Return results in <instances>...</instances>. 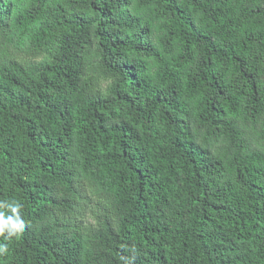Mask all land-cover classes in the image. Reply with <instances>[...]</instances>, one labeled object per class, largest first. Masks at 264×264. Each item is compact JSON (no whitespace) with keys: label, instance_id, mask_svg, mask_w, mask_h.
Returning <instances> with one entry per match:
<instances>
[{"label":"trees","instance_id":"obj_1","mask_svg":"<svg viewBox=\"0 0 264 264\" xmlns=\"http://www.w3.org/2000/svg\"><path fill=\"white\" fill-rule=\"evenodd\" d=\"M0 201V264H264V0H0Z\"/></svg>","mask_w":264,"mask_h":264},{"label":"clouds","instance_id":"obj_2","mask_svg":"<svg viewBox=\"0 0 264 264\" xmlns=\"http://www.w3.org/2000/svg\"><path fill=\"white\" fill-rule=\"evenodd\" d=\"M23 205L16 201H0V235L6 240L18 236L26 227L21 215ZM8 252L7 244H0V255Z\"/></svg>","mask_w":264,"mask_h":264}]
</instances>
